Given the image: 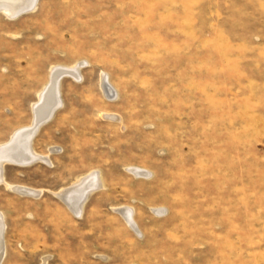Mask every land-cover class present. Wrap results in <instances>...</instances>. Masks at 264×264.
<instances>
[{
  "label": "rangeland",
  "instance_id": "rangeland-1",
  "mask_svg": "<svg viewBox=\"0 0 264 264\" xmlns=\"http://www.w3.org/2000/svg\"><path fill=\"white\" fill-rule=\"evenodd\" d=\"M37 2L0 10V143L77 74L4 164L2 264H264V0Z\"/></svg>",
  "mask_w": 264,
  "mask_h": 264
},
{
  "label": "bare ground",
  "instance_id": "bare-ground-1",
  "mask_svg": "<svg viewBox=\"0 0 264 264\" xmlns=\"http://www.w3.org/2000/svg\"><path fill=\"white\" fill-rule=\"evenodd\" d=\"M37 3V0H0V10H5L9 17L11 16L12 18H15L27 11H31L32 9L34 10ZM76 71L77 67L75 66L54 68L50 83L40 92V94L38 93L39 97H41V101L36 107L33 123L16 131V133H19L20 131L22 132L17 140L14 136L16 133H14V135L12 134L13 136L11 135L9 140L0 143V182H3L4 184L6 183V185L12 189L15 188L22 190V187L13 186L6 181L3 171L4 164L6 161L19 163L32 162L39 157L33 149V138L43 122H45V120L48 121L52 117L55 110L62 104L60 94V79L62 74L71 72L76 75ZM77 77H79V75ZM104 77L105 76L102 77L103 89L107 95L110 96L112 88ZM133 171L139 174L142 170L137 168ZM100 187V176L98 174H93L87 181H80L72 189L63 191L60 196L67 202L72 211L78 214L82 211L89 194ZM26 191L30 193L34 192L30 189H27ZM119 211L128 219L127 222H129L131 226L136 225L134 220H132L133 217L131 209H124L121 207ZM4 230L5 227L2 223V215L0 214V264H2L6 254V249L3 245Z\"/></svg>",
  "mask_w": 264,
  "mask_h": 264
},
{
  "label": "water",
  "instance_id": "water-1",
  "mask_svg": "<svg viewBox=\"0 0 264 264\" xmlns=\"http://www.w3.org/2000/svg\"><path fill=\"white\" fill-rule=\"evenodd\" d=\"M44 123H46V120H45V122H43V124ZM22 132L20 131L19 133H16L14 136H15V139L17 140L18 139V137H19V135L21 134ZM11 162V161H10ZM13 162V161H12ZM17 163V162H16Z\"/></svg>",
  "mask_w": 264,
  "mask_h": 264
}]
</instances>
